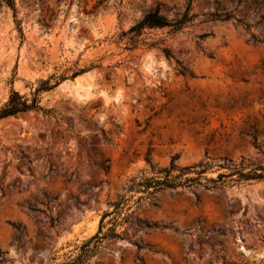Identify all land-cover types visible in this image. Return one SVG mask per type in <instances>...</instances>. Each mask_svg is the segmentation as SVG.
I'll return each instance as SVG.
<instances>
[{
    "label": "rangeland",
    "instance_id": "obj_1",
    "mask_svg": "<svg viewBox=\"0 0 264 264\" xmlns=\"http://www.w3.org/2000/svg\"><path fill=\"white\" fill-rule=\"evenodd\" d=\"M14 3L16 16L0 0V106L86 70L42 93L49 114L0 120V264L66 260L132 182L171 164L198 182L128 193L132 223L91 263L264 264V179L206 188L264 165V0ZM155 10L194 16L123 35Z\"/></svg>",
    "mask_w": 264,
    "mask_h": 264
},
{
    "label": "trees",
    "instance_id": "obj_2",
    "mask_svg": "<svg viewBox=\"0 0 264 264\" xmlns=\"http://www.w3.org/2000/svg\"><path fill=\"white\" fill-rule=\"evenodd\" d=\"M4 2L12 9L13 15L16 16L15 3L14 0H4ZM193 14H189L186 11L179 19L169 20L164 15L160 14L158 10L147 13L140 21L133 24L126 33L131 34V40L135 42V38L142 34L143 30L146 28H163L170 27L174 30L181 29L186 23L191 21ZM229 16H225L223 19H227ZM16 26L23 36L22 28L20 26L19 20H16ZM133 44V43H132ZM134 46V45H133ZM166 55L170 52L168 49H164ZM86 68L75 67L71 70V74L68 75L67 72H62L60 74L53 73L47 78L40 79L37 87L32 92L31 97L20 94L16 90H11L8 99L0 106V120L17 116L19 113L27 111H43L46 114L51 112L50 109H44L41 105L42 93L53 90L58 86L63 80L67 78H75L80 73L84 72ZM174 169L173 164H171L170 169L165 170L163 177L160 176H146L142 177L136 182H132L128 187L127 191L117 197L113 203V208L111 210H105L100 217L98 228L96 232L84 240L79 246H77V251L74 255H70L66 260L58 262L56 264H92L91 258L99 251L103 243L110 239L120 238V228L124 224L132 223L129 219L131 205L129 201L133 197L132 194L128 193H145L146 197L151 198L155 196L156 193L164 191L168 188H175L177 186H188L192 183L198 182L197 178L194 177H183L184 174L192 172L193 169L185 167L180 170L175 176L170 174V171ZM202 172V171H200ZM237 175L236 181L242 180H252V179H264V165L256 166L251 168L249 171L236 170L231 173H219L217 178L208 179L212 185H206V188H213L220 183L224 182V178ZM143 196H139L136 203L141 201ZM125 212V215H124ZM109 225V226H108ZM144 227H151L156 225H151L148 223L142 224Z\"/></svg>",
    "mask_w": 264,
    "mask_h": 264
}]
</instances>
